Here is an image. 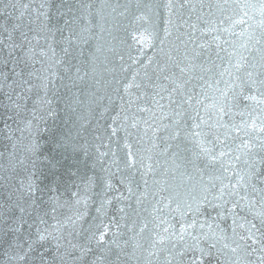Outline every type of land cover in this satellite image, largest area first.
Here are the masks:
<instances>
[{
    "label": "snow or ice",
    "instance_id": "1",
    "mask_svg": "<svg viewBox=\"0 0 264 264\" xmlns=\"http://www.w3.org/2000/svg\"><path fill=\"white\" fill-rule=\"evenodd\" d=\"M0 125V264H264V0H0Z\"/></svg>",
    "mask_w": 264,
    "mask_h": 264
},
{
    "label": "water",
    "instance_id": "2",
    "mask_svg": "<svg viewBox=\"0 0 264 264\" xmlns=\"http://www.w3.org/2000/svg\"><path fill=\"white\" fill-rule=\"evenodd\" d=\"M58 116L60 117H63L64 119H66V117L63 116V105L61 104L59 109H58ZM60 123V120L58 119L57 120V124ZM2 126V125H0ZM7 146V143L6 141H4L3 139H0V151L4 150V148ZM89 167L91 168V165H92V160H88L87 161ZM95 172H99V168L97 167L95 170ZM89 175H93V171H90L89 172ZM97 189L95 188V185L92 186V192H95ZM88 213H89V216L88 217H85L86 219H88L91 215H94L95 214V209L94 207H89L88 209Z\"/></svg>",
    "mask_w": 264,
    "mask_h": 264
}]
</instances>
